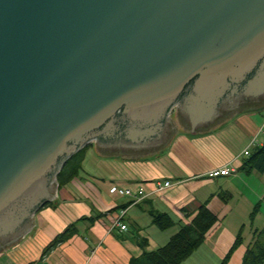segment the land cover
I'll return each instance as SVG.
<instances>
[{
    "label": "water",
    "instance_id": "95a60500",
    "mask_svg": "<svg viewBox=\"0 0 264 264\" xmlns=\"http://www.w3.org/2000/svg\"><path fill=\"white\" fill-rule=\"evenodd\" d=\"M241 89L264 96V0H0V250L87 144L164 155L264 111Z\"/></svg>",
    "mask_w": 264,
    "mask_h": 264
},
{
    "label": "crops",
    "instance_id": "0c3cea01",
    "mask_svg": "<svg viewBox=\"0 0 264 264\" xmlns=\"http://www.w3.org/2000/svg\"><path fill=\"white\" fill-rule=\"evenodd\" d=\"M261 115L243 114L233 124L203 137L181 133L168 152L152 158L106 156L95 141L86 152L83 170L58 186L61 198L36 211L39 221L33 219L29 230L0 252V262L131 264L132 258L143 253L144 244L149 251L163 246L207 202L218 220L202 245L182 264H222L243 227L244 241L228 261L242 264L254 230L264 226L259 214L250 222L255 203L264 200V173L246 175L241 170L247 158L244 151L252 141L250 151L264 144ZM91 156L95 158L93 168L85 170ZM231 162L237 169L231 175H206L210 169ZM166 181L170 185L158 189V184ZM113 184L142 187L148 195L135 201L112 194ZM123 209L126 230L117 224ZM154 210L170 214L175 225L160 229L153 223ZM72 224L76 232L44 255L45 248Z\"/></svg>",
    "mask_w": 264,
    "mask_h": 264
},
{
    "label": "trees",
    "instance_id": "16d2710c",
    "mask_svg": "<svg viewBox=\"0 0 264 264\" xmlns=\"http://www.w3.org/2000/svg\"><path fill=\"white\" fill-rule=\"evenodd\" d=\"M91 145H86L71 158H69L58 174V185L61 186L75 178L83 170V161L86 152ZM241 170L247 175L253 171L264 173V144L261 147H255L244 160ZM261 204L254 206L250 213V222L253 223L260 210ZM153 223L160 229H168L175 225V220L170 214L154 210L151 212ZM217 215L210 210L208 203L202 204L195 217L189 224H184L180 230L173 235L169 241L156 250H147L144 247L143 253L134 257L131 264H182L196 249H198L205 240L206 234L217 222ZM74 224L61 232L44 250V255L50 252L61 242L66 241L75 232ZM244 241L243 227L238 233L236 241L223 260L222 264H228L232 254ZM242 264H264V226L261 229L254 230V238L250 243Z\"/></svg>",
    "mask_w": 264,
    "mask_h": 264
},
{
    "label": "built area",
    "instance_id": "2783aa9c",
    "mask_svg": "<svg viewBox=\"0 0 264 264\" xmlns=\"http://www.w3.org/2000/svg\"><path fill=\"white\" fill-rule=\"evenodd\" d=\"M260 132L264 133V123L262 125V127L260 128ZM254 144V140L252 141L251 145ZM247 147L244 151L245 155H249L250 154V147ZM236 166L234 165L233 162L226 164L222 167H217V168H212L209 171L206 172V175L209 177H219V176H228L231 175L232 173L236 172ZM170 185V181H166L165 183H159L158 184V189H163L164 187H167ZM110 193L112 194H117L120 196H124V197H129L135 201L137 200H141L144 197H146L148 194L144 191V189L142 187H138V188H129V187H122L118 184H113L110 187ZM125 213V210L123 209L121 211V215L117 221V224L120 226L121 230H126L127 229V224L122 222V217Z\"/></svg>",
    "mask_w": 264,
    "mask_h": 264
},
{
    "label": "flooded vegetation",
    "instance_id": "af4514ba",
    "mask_svg": "<svg viewBox=\"0 0 264 264\" xmlns=\"http://www.w3.org/2000/svg\"><path fill=\"white\" fill-rule=\"evenodd\" d=\"M247 90L245 89H241L240 92L238 94L235 95V101L232 103V104H229V105H226L227 102L224 100L220 103V107H222V109L226 106L228 107H232L233 105H244V104H250V103H253L254 101L256 102H261V101H264V96H262L261 98L260 97H257V96H254L252 94H249L248 92H246ZM186 97L183 98V100H185ZM260 99L259 101L257 99ZM173 112V111H172ZM174 132V126H173V123H172V120L171 122H169V125L168 127H166V129L164 130V134L163 135H172V133ZM166 139V137H165ZM155 146H152L150 148H153ZM145 149V148H143ZM143 149H135L136 151L138 150H143ZM149 149V148H148ZM2 239L0 238V245L3 243L1 241Z\"/></svg>",
    "mask_w": 264,
    "mask_h": 264
},
{
    "label": "rangeland",
    "instance_id": "374dc122",
    "mask_svg": "<svg viewBox=\"0 0 264 264\" xmlns=\"http://www.w3.org/2000/svg\"><path fill=\"white\" fill-rule=\"evenodd\" d=\"M174 111H177V109H174L173 112H174ZM173 112H172V113H173ZM172 113H171V114H172ZM260 113H263V116H262V115H261V116L264 117V111L259 112V114H260ZM262 117H261V118H262ZM93 143H94V142H91V143H89V144H87V145H91V146H92ZM166 158L168 159V156H167V155H166ZM94 159H95L94 156H91V157H89V158L87 159L86 164H85V168H86V169L84 168L85 170H87V169L89 170V168H91V169L93 168V162H94ZM258 203H259V202L255 203V204H258ZM260 204H261V207H260V210H259V212H258V214H259L258 218H261L262 223H263V225H264V200L261 201ZM252 210H253V209H252ZM251 212H252V211H251ZM259 223H260V220H259ZM263 225H262V226H263ZM255 227H256V226H255ZM14 242H15V241H14ZM14 242H12L10 245H7L6 247L11 246L12 244H14ZM4 249H5V248H4ZM4 249L0 250V252L3 251ZM0 264H3V263L0 262Z\"/></svg>",
    "mask_w": 264,
    "mask_h": 264
}]
</instances>
